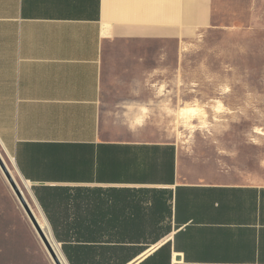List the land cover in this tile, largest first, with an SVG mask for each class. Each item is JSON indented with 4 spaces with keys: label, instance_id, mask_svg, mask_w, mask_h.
I'll list each match as a JSON object with an SVG mask.
<instances>
[{
    "label": "crops",
    "instance_id": "obj_1",
    "mask_svg": "<svg viewBox=\"0 0 264 264\" xmlns=\"http://www.w3.org/2000/svg\"><path fill=\"white\" fill-rule=\"evenodd\" d=\"M213 20L214 0H0V144L64 264H264V185L190 180L174 141L110 117L155 114ZM1 204L0 264H51Z\"/></svg>",
    "mask_w": 264,
    "mask_h": 264
},
{
    "label": "rangeland",
    "instance_id": "obj_2",
    "mask_svg": "<svg viewBox=\"0 0 264 264\" xmlns=\"http://www.w3.org/2000/svg\"><path fill=\"white\" fill-rule=\"evenodd\" d=\"M154 90L155 114L110 117L131 135L174 141L190 180L264 185V0H214L213 22L192 24L184 65ZM0 151L34 207L13 158ZM0 198L8 220L17 221L13 207L27 219L1 170Z\"/></svg>",
    "mask_w": 264,
    "mask_h": 264
},
{
    "label": "water",
    "instance_id": "obj_3",
    "mask_svg": "<svg viewBox=\"0 0 264 264\" xmlns=\"http://www.w3.org/2000/svg\"><path fill=\"white\" fill-rule=\"evenodd\" d=\"M0 167L4 171L6 178L12 187L14 193L16 194L19 202L21 203L26 215L28 216L30 222L32 223L33 227L35 228L37 234L39 235L42 243L44 244L45 248L47 249L48 253L50 254L51 258L53 259L55 264H63L58 252L56 251L55 247L53 246L52 242L50 241L46 231L43 229L42 225L36 214L34 213L30 203L28 202L27 198L24 196L23 191L21 190L19 184L16 182L15 178L13 177L12 173L8 169L4 158L0 154Z\"/></svg>",
    "mask_w": 264,
    "mask_h": 264
},
{
    "label": "bare ground",
    "instance_id": "obj_4",
    "mask_svg": "<svg viewBox=\"0 0 264 264\" xmlns=\"http://www.w3.org/2000/svg\"><path fill=\"white\" fill-rule=\"evenodd\" d=\"M189 110H190V109H189ZM189 110H188V111H189ZM188 111H187V112H188ZM0 154L2 155L1 151H0ZM2 157H3V155H2ZM4 161H5V159H4ZM5 162H6V161H5ZM6 165H7L8 169L10 170V172L12 173L13 177L15 178L16 182L18 183V181H17V179H16L14 173L12 172L10 166H9L7 163H6ZM0 170H1V172L3 173V175H4L5 178H6V175L4 174V171L2 170L1 167H0ZM6 179H7V178H6ZM7 181H8V180H7ZM18 184H19V183H18ZM19 186H20V184H19ZM20 188H21V190L23 191L24 196L27 198V195H26L25 191L23 190V188H22L21 186H20ZM28 190H30V189H28ZM23 210H24V209H23ZM24 212H25V211H24ZM25 214H26V213H25ZM26 216H27V215H26ZM27 219L29 220L28 216H27ZM29 222H30V220H29ZM30 224H31V227H32V229H33V231H34L36 237L38 238V240H39V242L41 243L42 247L45 249V251H46L48 257L50 258L51 264H55L54 261H53V259H52L51 256H50V254L48 253L47 249L45 248L44 244L42 243V241H41L39 235L37 234V232H36V230H35V228L33 227V225H32L31 222H30ZM41 224H42V226H44V224H43L42 222H41ZM45 231H46V230H45ZM46 234L48 235L50 241H51L52 244H53V241H52V239L50 238L51 236H49V233H48L47 231H46ZM53 246L55 247V249H56V251H57V250H58L57 247H56L54 244H53ZM57 252H58V251H57ZM58 255H60L59 252H58ZM60 259H61V258H60ZM63 264H64V263H63Z\"/></svg>",
    "mask_w": 264,
    "mask_h": 264
}]
</instances>
